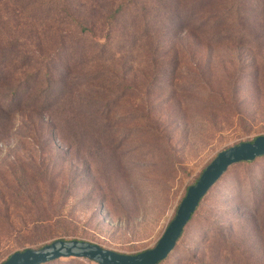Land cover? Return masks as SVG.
<instances>
[{"label": "rangeland", "instance_id": "1", "mask_svg": "<svg viewBox=\"0 0 264 264\" xmlns=\"http://www.w3.org/2000/svg\"><path fill=\"white\" fill-rule=\"evenodd\" d=\"M259 135L264 0H0V264L55 240L151 249L217 153ZM160 264H264V156Z\"/></svg>", "mask_w": 264, "mask_h": 264}, {"label": "water", "instance_id": "2", "mask_svg": "<svg viewBox=\"0 0 264 264\" xmlns=\"http://www.w3.org/2000/svg\"><path fill=\"white\" fill-rule=\"evenodd\" d=\"M259 156H264V136L261 135L253 141L220 150L197 180L189 185L173 219L151 249L126 255L78 239L55 240L38 249L15 251L2 264H42L69 257L97 264H160L173 251L191 215L220 177L232 166Z\"/></svg>", "mask_w": 264, "mask_h": 264}, {"label": "trees", "instance_id": "3", "mask_svg": "<svg viewBox=\"0 0 264 264\" xmlns=\"http://www.w3.org/2000/svg\"><path fill=\"white\" fill-rule=\"evenodd\" d=\"M252 141H253V140H252ZM261 157H262V156H261ZM253 160H254V159H253ZM251 161H252V160H251ZM241 163H242V162H241ZM245 163H249V162H245ZM192 215H193V214H192ZM192 215H191V216H192ZM52 262H54V261H52ZM46 263H47V262H46ZM49 263H51V262H49ZM42 264H44V263H42Z\"/></svg>", "mask_w": 264, "mask_h": 264}]
</instances>
